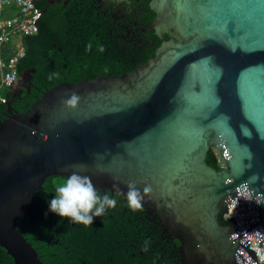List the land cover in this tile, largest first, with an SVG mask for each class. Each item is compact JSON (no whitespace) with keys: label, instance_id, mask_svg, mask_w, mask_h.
Instances as JSON below:
<instances>
[{"label":"water","instance_id":"water-1","mask_svg":"<svg viewBox=\"0 0 264 264\" xmlns=\"http://www.w3.org/2000/svg\"><path fill=\"white\" fill-rule=\"evenodd\" d=\"M148 6L161 41L135 69L59 82L23 111L7 103L0 247L13 264H43L17 220L32 215L47 177L73 171L124 200L129 182L150 188L143 207L178 241L179 264H258L247 245L264 252V0ZM72 92L75 108L63 103ZM211 149L218 168L205 161ZM231 200L242 231L220 221Z\"/></svg>","mask_w":264,"mask_h":264},{"label":"trees","instance_id":"trees-1","mask_svg":"<svg viewBox=\"0 0 264 264\" xmlns=\"http://www.w3.org/2000/svg\"><path fill=\"white\" fill-rule=\"evenodd\" d=\"M149 0H141L144 22L152 21L154 12ZM95 0H67V3H51L37 0L41 10L35 34L21 38L24 55L18 59L16 69L21 80L24 75L30 87L20 97H15L1 84L0 121L8 115L7 103L17 111H23L40 94L62 81L76 82L97 75H117L135 69L153 55L160 43L156 38L148 54H141L133 47L134 40L111 22L97 14ZM167 38V36H165ZM92 43L91 51L86 46ZM103 45L104 52L97 50ZM10 52V47L4 48ZM6 61V57H4ZM1 73V71H0ZM53 73H59L53 76ZM23 81V80H22ZM14 99V102H11ZM207 164L218 168L220 163L214 150L206 154ZM63 176H49L42 188L36 192L32 215L17 220V228L36 250L43 264H179L178 241L164 231L159 216L143 207L131 211L123 197L109 190L107 193L117 200L115 208L106 209L101 217H94L93 224L85 227L74 224L49 210L50 200L55 195L56 185ZM221 223L229 224L221 217ZM148 242L147 251L144 250ZM0 264H13V259L0 247Z\"/></svg>","mask_w":264,"mask_h":264},{"label":"clouds","instance_id":"clouds-1","mask_svg":"<svg viewBox=\"0 0 264 264\" xmlns=\"http://www.w3.org/2000/svg\"><path fill=\"white\" fill-rule=\"evenodd\" d=\"M92 43L86 46V51H91ZM99 52H104L103 45H97ZM59 73H53V76H58ZM80 97L77 93L72 92L69 97L63 100L66 107L75 108ZM150 191V188L145 187L143 192L137 188L135 183L127 184V192L122 194L126 198L127 207L135 212L143 209V200L145 194ZM55 195L50 200L49 210L62 218H68L74 224H81L85 227L93 224L94 217H101L106 209L115 208L117 200L110 197L109 194H100L97 187L93 184L92 179L87 175H81L73 171L61 180L55 188ZM258 204L264 206V201H258ZM148 242H145L144 250L147 251Z\"/></svg>","mask_w":264,"mask_h":264},{"label":"built area","instance_id":"built-area-1","mask_svg":"<svg viewBox=\"0 0 264 264\" xmlns=\"http://www.w3.org/2000/svg\"><path fill=\"white\" fill-rule=\"evenodd\" d=\"M36 10L40 9L36 3L32 5L29 0H0V78L5 87H11L19 77L16 64L24 55L21 38L33 35L38 30L37 20L41 14L36 13ZM6 46L10 47V52L4 50ZM4 102L5 98L0 95V103ZM227 208V212L222 215L223 219H235V228L242 231L244 219L236 209L234 200L229 201ZM247 249L253 251L256 262L262 264L264 252L260 249L259 241L251 238Z\"/></svg>","mask_w":264,"mask_h":264},{"label":"flooded vegetation","instance_id":"flooded-vegetation-1","mask_svg":"<svg viewBox=\"0 0 264 264\" xmlns=\"http://www.w3.org/2000/svg\"><path fill=\"white\" fill-rule=\"evenodd\" d=\"M95 2L97 14L100 13L106 22H111L113 26L122 29L126 37L135 41L133 42V47L137 55L138 52L144 55L148 54L150 48L155 46L156 38L151 37V34H154V30L150 26L152 21L144 22L142 20L144 13L141 7V0H129V2L120 1L117 3L108 2L106 7L102 0H95ZM165 36L167 34H164V39H166ZM23 77L24 80L22 81L21 75H19L18 79L11 86V92L14 94V98L20 97L24 89H26L27 93L30 92V87L26 82V80L29 81V77H26V75ZM11 102H14V99Z\"/></svg>","mask_w":264,"mask_h":264},{"label":"crops","instance_id":"crops-1","mask_svg":"<svg viewBox=\"0 0 264 264\" xmlns=\"http://www.w3.org/2000/svg\"><path fill=\"white\" fill-rule=\"evenodd\" d=\"M18 40V39H17ZM17 40H15V41H17Z\"/></svg>","mask_w":264,"mask_h":264}]
</instances>
